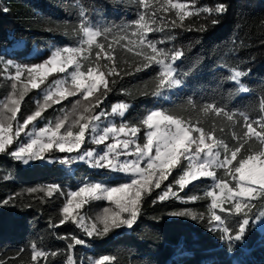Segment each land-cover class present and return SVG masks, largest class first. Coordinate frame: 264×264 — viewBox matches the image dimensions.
Returning a JSON list of instances; mask_svg holds the SVG:
<instances>
[{
  "label": "trees",
  "instance_id": "obj_1",
  "mask_svg": "<svg viewBox=\"0 0 264 264\" xmlns=\"http://www.w3.org/2000/svg\"><path fill=\"white\" fill-rule=\"evenodd\" d=\"M176 1L184 9L179 14L169 11ZM221 4L226 10L218 13ZM140 15L145 17L141 23L148 24L143 35ZM86 27L100 32L91 45L86 42ZM152 28L163 31H149ZM149 40L169 57L174 51L183 53L175 62L157 56L172 63L180 86L157 88L163 65L145 59L151 53ZM65 49H80L84 55L79 59L81 71L103 72L110 90L100 96L105 90L101 85L88 101L73 97L53 104L42 112L46 122L55 124L72 99L80 100L82 106L92 101L86 115L104 112L110 118L115 116L118 126L138 128L137 141L142 146L148 131L143 120L151 112L163 111L192 128L196 143L202 137L218 148L221 159L225 151L230 156L235 150L229 166L233 169L249 155L264 152V144L254 136L252 140L245 137V117L259 121L264 116V0H0V102L9 103V97L20 99L12 89L15 80L6 74L42 64ZM236 72L244 73L237 78L239 84L232 79ZM157 91L161 92L155 95ZM42 102L37 89L26 92L14 122L23 124ZM121 105L124 112L119 116L113 109ZM5 112L2 106L0 113ZM79 115L76 112L74 119ZM72 121L68 119L66 124ZM253 127L259 130V123ZM16 143L0 153V264H93L105 256L109 257L105 264H264V196L250 198V208L244 210L250 220L244 240L234 241L228 251L221 239L222 229L227 227L234 236L245 217L235 212V201L222 198L217 208L211 207L212 199L206 193L214 189L212 179L200 178L181 189L176 180L183 174L182 157L159 189L142 194L138 218L131 228H112L100 234L103 224L95 212L107 205L86 203L83 212L100 229L89 236L71 218L60 223L69 190L88 180L112 187L128 180L87 162L61 163L65 153L53 152L25 164L11 156ZM214 171L218 182L237 189L233 176L238 178V174L222 168ZM50 185L59 190L49 195ZM169 185L175 195L160 201ZM193 196L198 199L192 200ZM5 200L9 203L4 204ZM181 212L197 219L173 215ZM213 213L221 216L222 225L215 220L209 223ZM72 237L84 243L76 245ZM34 251L46 255L33 259Z\"/></svg>",
  "mask_w": 264,
  "mask_h": 264
},
{
  "label": "snow or ice",
  "instance_id": "obj_2",
  "mask_svg": "<svg viewBox=\"0 0 264 264\" xmlns=\"http://www.w3.org/2000/svg\"><path fill=\"white\" fill-rule=\"evenodd\" d=\"M168 3H171V0H168ZM173 8L181 9L183 6L180 4H172ZM225 6L223 4L219 5L216 9L218 13L224 12ZM145 20V17H139L140 25H141V35H143V30L148 29L147 23H141ZM155 24V19L152 21ZM215 23V21H214ZM85 34L87 36V44L91 45L92 40L89 39H96L97 36L100 35L99 31H93L90 28L84 29ZM149 31H163L162 28H152ZM141 43V41H140ZM145 41L141 44H144ZM162 43V41H161ZM147 47L151 49L150 54L145 55V59L148 60L150 63L154 62L158 65H163V70L160 72L159 75V83L157 85L158 89H172L180 86L181 79L178 78L177 74H175L176 70L173 68L172 63H165L164 59H157V56H164L165 59H170L171 61L175 62L179 60L183 53L181 51H174L173 54L169 57L168 54L164 51L163 48H157L156 43L152 42L151 40L147 41ZM81 50L80 49H65V52L68 53L63 59H61L60 52H56L53 54L52 59L48 62L50 63L51 67H46L45 64H37L32 68L27 69H20L17 68L16 74L14 79L19 80L22 73H27V83L24 84L23 88L20 89L18 92L17 85L15 83L12 84V89L14 94L18 95L20 99H13L9 97V103H5L3 105L4 109H6L5 113H0V153H3L8 145L12 143L13 137L8 135L12 131V126L9 123L7 127L4 126V120H15L17 113L20 110V100H22L28 91V85L30 84L32 89L39 88L40 84L44 81V76L51 72H65L66 66L70 65L75 62L74 57L78 54ZM99 56V53H97ZM111 59V56L108 57ZM9 64L11 61L8 62ZM148 67L149 64L146 63L144 65ZM139 70V69H137ZM41 73L42 76L37 81L36 74ZM244 73L236 72L232 79L239 84L238 77L243 76ZM71 83L74 85V88L69 89L64 87V81H56L55 84L57 88L54 91H47L44 94V103L39 105L38 109L28 115L27 118L23 121V124H18L16 128V137H19L21 131L26 128L29 124L36 121L38 118H42V112L51 107L52 104L58 103L60 100L66 99L68 96H74L77 92H80L84 100L88 101L89 97H92L95 92L100 90L101 85L104 87L103 96H106L107 91L110 89L108 88V84L105 81V76L103 72L99 74L94 73L92 70H89L87 73V77L85 74L80 71V66L77 64L76 71L71 73ZM246 91V89H245ZM161 91H157L155 95L159 94ZM97 96V97H100ZM96 97V104L100 103V99ZM92 104V101H89L88 105H81V101L77 100L73 105V114L79 111L81 115H79L76 119H74L70 125L65 128L66 121L68 120V115L60 117L55 122L54 126L49 123L48 126L44 128H40L38 132L35 133L33 137L32 133H27L29 137V142L26 144H21L17 150L11 152V156L14 157L16 160H21L25 164H27L30 160H38V159H45L47 158L44 154L49 153L51 151L58 150L60 153H79V150L86 142V134L91 133V140L93 143L100 145L104 144L107 140L109 134L111 133L115 138V142L106 144L105 150L102 153H97L95 150H87L84 152L83 155H72V156H65L60 159L61 163H71V161L80 159L84 160L88 158L90 161L91 166L95 167H105L108 169H121V166L113 161V157L117 156V153L123 147L124 151H127V148L130 144H136L134 139L129 140H121L119 139L120 134L127 135L130 137H135L133 133H137L139 131L138 128L132 127L130 131L127 130L126 125H121L119 128L115 126L105 127L102 130V134H99V126L95 124V121L100 119V116H88L90 112L89 105ZM121 108L124 105L120 106ZM117 109H113L115 112ZM219 111V109H218ZM10 113L11 115L8 116L7 114ZM71 115V114H69ZM100 115H103L101 113ZM123 115V113H121ZM169 118L165 115L163 111H155L151 112L146 116L143 120V124L149 125L148 131L149 135L146 136V147L141 148L139 144H136V157L137 162L141 167V162L146 161L147 168L145 171L151 176V179L143 186L142 190L138 191L135 196L131 195V185H119L118 187H105L101 183H92V184H85L84 186L80 187L78 191H72L69 193V199L67 203L63 207V219L60 221L61 224L64 221L68 220L70 217H73V212L75 209L81 207L80 203H75V199L81 196H88L96 200L104 199L107 201H113L118 209L117 212L109 213L108 209H105V215L101 218V223L103 224L102 233L106 234L112 228H119L121 226H127L131 228L138 218L139 212V205L142 200V194H150L153 188L159 189L161 184L168 179L169 175H171V171L177 165L181 163V158L183 157L187 163V169L180 175L179 179L176 180V184L183 189L186 185H188L192 181H196L201 177H212L215 178V171L212 169L215 168H222L225 169L226 172L238 174V178L234 175L233 179H237V188L238 191H234L231 187L228 186L227 183L220 181L215 184L216 188H219L224 195V202H233L234 209L236 213H242L245 218L239 221V228L238 232L233 236L229 233V229L227 227L223 228L222 231L224 235L221 237L222 240L226 242L228 251L234 246L235 242H241L244 240V234L246 231V226L250 224L249 218H247V212L244 211L245 209L250 208L249 200L250 198H255L256 196H264V173L260 172L255 167L248 166V160L259 159L260 161L264 162V152H260L258 155L253 157L249 155L241 163L240 166H237L233 169V161L236 157V151L233 150L231 155L224 152V158L221 159V152L215 146H208L205 144V141H201L197 146L195 142V138L192 135V128H185L181 125L180 121L172 120V123L176 125V128L173 129L166 124V121ZM247 120L246 124V131L245 137L248 140H252L253 136L256 140H259L261 144H264V116L260 118L259 121H254L245 117ZM255 123H259V130H257L253 125ZM61 128H65L63 134H60ZM73 128L76 130L73 131ZM152 128H156L157 131L155 133L152 132ZM199 131V128L196 129ZM134 142V143H133ZM192 145H195V154H193ZM153 148H155V155H150L152 153ZM214 149H216L214 151ZM205 153L207 156L205 157ZM213 154H216L220 157V159H214ZM155 156V159H153ZM198 158L205 159V163L202 165L197 166ZM124 165H127L128 162L125 160ZM127 171V168L123 169ZM258 186V187H257ZM59 189L55 185L49 186V195L53 191H58ZM226 190V192H225ZM30 191H36V189H30ZM175 195L172 192L171 185L168 186V189L164 191L160 196L159 200L164 201L166 200L169 195ZM208 197H212V208H217L219 206V201L216 196V193L213 191H209L206 193ZM198 197L193 196L192 200H197ZM4 204L9 203V200L3 201ZM221 211H224L221 208ZM121 213H128V218H122ZM173 215H192L189 212H181V213H173ZM192 219H197L195 215H192ZM203 219V217H201ZM83 218H81V221ZM212 220L219 221L223 224L220 215H216L215 213L212 214ZM81 226L83 224L81 223ZM55 227V225H54ZM210 230H215L210 229ZM85 231L89 236L96 231V225H91V230L85 227ZM76 245H80L84 243L81 239H76L72 237ZM68 248H73V244H69ZM46 253L44 252H35L33 253V259L38 256H45ZM55 255V253H53ZM109 260V257L105 256L102 259L96 261V264H105L106 261Z\"/></svg>",
  "mask_w": 264,
  "mask_h": 264
},
{
  "label": "rangeland",
  "instance_id": "obj_3",
  "mask_svg": "<svg viewBox=\"0 0 264 264\" xmlns=\"http://www.w3.org/2000/svg\"><path fill=\"white\" fill-rule=\"evenodd\" d=\"M175 4H180L181 5V3L178 2V1H176ZM183 10H184L183 7L181 9H176V8H172L171 10L169 9L170 12L172 11L175 14H179ZM89 39L92 40V42L95 41V39H92L91 37H89ZM86 41H87V36H86ZM57 52H60L61 59H63L65 56L68 55V53L65 52V50L64 51H57ZM53 54L45 62H43L42 64H45L46 67H51L50 63H48V62L52 59ZM80 56H84L81 51L78 54L75 55V57H74L75 62L72 63V64H70V65H67L66 66L65 72H59V71H57V72H51V73H48L46 76H44L43 83H41L40 86H39V88H37V90L40 92V95L43 98V102L41 103V105L44 103V94H45V92H47V91H54L57 88V85L55 84L56 81H58V80L59 81H64L65 82L64 87H67L69 89L74 88V85H72V83H71V73L74 72V71H76L77 64H79V66H80V63H79ZM80 71H81V69H80ZM92 71L94 73H96V74H99V72L96 71V70H92ZM83 73L85 74V77H87V73L88 72H83ZM15 74L12 75V74H9L8 73V74H6V76L12 78L13 80H15L14 79ZM41 76H42L41 73H37L36 74V77H37V81L38 82H39V79L41 78ZM26 77H27V73L24 72V73H22V75H21V77H20L19 80H15L14 81V83L17 85V91L20 90V89H22L23 86H24V84L27 83ZM31 89L32 88H31V86L29 84L28 85V91L31 90ZM73 97L74 98L82 99L84 101V97H83V95L80 92H77V94L74 95V96H68L66 99H70V98H73ZM13 99H15V98H13ZM66 99H63V100H66ZM63 100H60L58 103H54V104H59ZM70 102H71V105H68V107H63L62 108V111L57 116L58 118L63 117L65 115H68V119L74 120L75 113L73 114V105L75 104V102H74L73 99ZM5 103H6V100L0 102V108ZM115 109H117L115 112H117L119 114V116H121V113L124 112V107L121 108L120 106H116ZM58 110H60V108H58ZM101 113H103V115H100ZM69 114H71V115H69ZM91 116H100V119L98 121H95V124L99 126V130H100L99 134H102V130L105 127H111V126H115L116 128H119L120 127V126H118V125H116L114 123L115 116L112 117V118H110L104 112H100L99 114H96V115L93 114ZM76 118L77 117H75V119ZM172 120H175V119L169 118L167 121H169L172 124V128L175 129L176 128V125L174 123H172ZM50 122L54 126V122L53 121H47L46 122L43 118H38L36 121L32 122L26 128H24L23 131H21V134H20L19 137H16V135H15L16 128H17V125L18 124H16L14 122V120H6L5 119L4 120V126L7 127V125L9 123L11 124L12 131L10 133H8V135H11L13 137V140H12V143L11 144H13V142L17 141L16 146H15V150H17L18 147L21 146V144H26V143L29 142V137H28L27 133H32L33 134V137H34L35 136V133L38 132L40 128H44V127L48 126ZM70 124H71V122L70 123L67 122V124H65V125L68 126ZM181 125L183 127L187 128L182 123H181ZM149 127H151V126L148 125V128ZM127 130L130 131V129H127ZM148 131H150V129H148ZM148 131L146 133V136L149 135ZM156 131H157L156 128H152V132L153 133H155ZM60 133H62V134L64 133L63 129L60 130ZM133 135H135V137H130V136H127V135L120 134L119 139H121V140H123V139L124 140L134 139L136 141V144H139L138 141H137V135L135 133H133ZM86 136H87L86 142L82 146V148L79 150V153L78 154H77V152H73L71 154H69V153H65V154L67 156L83 155L84 152L87 151V150H95V152H97V153H102L105 150L106 144L115 142V138L113 137V135L111 133L109 134V136H108L107 140L104 142V144H100V145H97V144H95V143L92 142V140H91V133H87ZM202 140L205 141V144L206 145H208V143L206 142V140L201 137L198 140V142L196 143L197 146L199 145V143ZM136 144H130L129 147L127 148V151H124L123 150V147H122L121 150L117 153V156H116L118 159H121L122 175H123V177H125L128 180V183H125L123 185H127V184H130L131 185L130 193L133 196H135L138 191L142 190L143 186L151 179V176L145 171V168H147L146 161H142L141 162V167H143V168H140L139 167V164L137 162V157L135 155V153L137 151ZM10 145H8V146H10ZM140 146H141V148H145L146 147V145H144V146L140 145ZM192 146H195V145H192ZM208 146H212V145H208ZM194 148L192 147L193 152L195 154L196 149H194ZM215 150L216 149H214V151ZM53 152L60 153L58 150H55L54 149L53 151H51L49 153H45L44 155L46 157L47 156L49 157V155H52ZM149 154L150 155H155V148H153L152 153H149ZM206 156H207V153H205V157ZM213 158L214 159H220L219 156L216 155V154H213ZM153 159H155V156H153ZM125 160L128 162L127 165H124V163H123ZM32 161L33 160H30L27 164L31 163ZM73 161H76V162L77 161L87 162V163L90 164V161H89L88 158H85L84 160L76 159V160H73ZM205 162H206L205 159L198 158L197 166L202 165ZM187 163L188 162L185 160V163H184V166H183V169H182L183 172L187 169ZM247 163H248V166L249 167H255L260 172L264 173V162L260 161L259 159L250 160ZM98 168H100V167H98ZM124 168H127V171H124L123 170ZM110 170L113 171V169H110ZM212 170H214V169H212ZM201 178H209V179H212L213 180V186H214L213 188L214 189H212L210 191H213V192L216 193V196L218 198V201L221 200L222 198H224L225 193H222L219 188H216L215 187V184L218 183V181L216 180V177L215 178H212V177H201ZM92 183H101L105 187H112V186L107 185L103 181H98V180L97 181L96 180H90L89 181L88 180V181H84L83 183L79 184V186L76 189L69 190V193L72 192V191H78L79 188L82 187V186H84L85 184H92ZM233 190L234 191H238V188L237 189H233ZM225 192H226V190H225ZM69 193H68V196H69ZM68 199H69V197H68ZM211 199H212V197H211ZM74 202L75 203H80L81 204V207L78 208V209H75L74 212H73V217H70V218L73 219V220H75L83 230H85V227H87L89 230H91V225H93V224L96 225L97 224V223H94L88 217V215L85 212H83V207L86 205V203H88V202L95 203L96 202L97 204H100V202H103L105 205H107L106 207L101 208V210H98V211L95 212V216H97V221L98 222H100L101 221V218L105 215V209H108L109 210V213H113V212H117L118 211V209H117V207H116V205H115V203L113 201H107V200H104V199L96 200V199H93V198L88 197V196H81V197H77ZM121 216H122V218H125L126 219V218H128V213H121ZM81 218H83L82 221H81ZM257 221H258V223H262L263 222L260 218ZM81 223L83 224V226H81ZM218 225L220 226V224H218ZM121 227H123L125 229H128L127 226H121ZM97 230H100V229L96 225V231L95 232H97ZM95 232H93V234H95ZM93 264H96V262H94Z\"/></svg>",
  "mask_w": 264,
  "mask_h": 264
},
{
  "label": "built area",
  "instance_id": "obj_4",
  "mask_svg": "<svg viewBox=\"0 0 264 264\" xmlns=\"http://www.w3.org/2000/svg\"><path fill=\"white\" fill-rule=\"evenodd\" d=\"M166 124L172 128V124L169 121H166ZM60 134H62V133H60ZM193 154H194V152H193ZM113 161L115 163L119 164L120 166L122 165L121 164V159H118L116 156L113 157ZM75 162L76 161H71V163H75ZM77 162H81V161H77ZM113 172H115V174H122V166H121V169L120 170L119 169H113Z\"/></svg>",
  "mask_w": 264,
  "mask_h": 264
}]
</instances>
